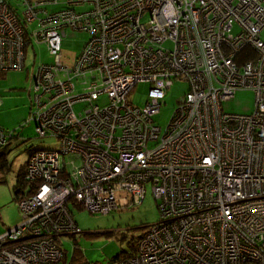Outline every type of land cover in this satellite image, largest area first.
Returning <instances> with one entry per match:
<instances>
[{
  "label": "built area",
  "instance_id": "obj_1",
  "mask_svg": "<svg viewBox=\"0 0 264 264\" xmlns=\"http://www.w3.org/2000/svg\"><path fill=\"white\" fill-rule=\"evenodd\" d=\"M68 29L90 35L80 53ZM263 34L264 0H0V72L46 46L29 123L61 142L31 150L0 264H67L64 238L102 230L85 216L124 215L147 184L160 218L111 264H264ZM179 80L190 89L164 131L155 117ZM240 90L254 111L225 112ZM13 135L0 129V149Z\"/></svg>",
  "mask_w": 264,
  "mask_h": 264
},
{
  "label": "rangeland",
  "instance_id": "obj_2",
  "mask_svg": "<svg viewBox=\"0 0 264 264\" xmlns=\"http://www.w3.org/2000/svg\"><path fill=\"white\" fill-rule=\"evenodd\" d=\"M38 24L33 28L37 29ZM264 38V34H263ZM90 35L86 32L67 30L63 47L73 52H81ZM168 48H172L167 43ZM52 56L44 44L29 47L26 55V67L23 70L0 72V129L7 133H14L9 145L0 149V155L5 154L0 169V231L16 226L20 219V211L15 195V188L19 185L21 170L26 167L31 150H60L61 142L55 137L40 138L36 134L35 124L30 122L33 105L34 86L37 72L42 64L52 62ZM150 84H138L131 94L135 105H144L148 100ZM190 89L186 81H176L167 91L160 113L155 117L156 123L165 131L179 107L180 101ZM103 102V101H101ZM256 105V94L252 90H240L234 98L223 103L225 112L234 114H251ZM84 104L76 106L79 112ZM1 162V161H0ZM2 166V165H1ZM158 202L153 195L152 185H146L144 202L120 216H85V227L95 229L101 226L102 235H78L76 238H64L63 248L67 255V262L71 261L76 240L82 251V261L91 264H111L112 259L122 250H127L125 241L120 240L122 232L131 236H140L143 227L156 223L160 218ZM111 232L112 235L106 232ZM76 239V240H75Z\"/></svg>",
  "mask_w": 264,
  "mask_h": 264
},
{
  "label": "trees",
  "instance_id": "obj_3",
  "mask_svg": "<svg viewBox=\"0 0 264 264\" xmlns=\"http://www.w3.org/2000/svg\"><path fill=\"white\" fill-rule=\"evenodd\" d=\"M13 138H14V135H13ZM4 157H5V154L2 153L0 155V161H1L0 162V169L5 168L4 163L2 164V160L4 159ZM24 170H25V167L21 170V176L19 177V185H18V187L15 188V195H16L15 199L16 200H17V197L19 196L21 189H23L25 187V183L22 180ZM146 228L147 227L142 228L143 232L140 236H131L130 237V235L126 234V232L120 233V234H122L120 237V240L125 241L126 245L128 246V249L127 250L124 249L119 254H117L114 257V259H112V263H116L118 261H122V260H125L128 258H131V257H135L137 255L138 247H139V241L146 234V231H147ZM106 233L109 235L110 234L112 235V233L109 231ZM102 234H103L102 232L85 233V235H92V236H99ZM72 238H76V237H72ZM64 253H65V261L67 264H91V263L87 262L86 259H85V263L82 261L83 260L82 259V251H81V248L79 247L77 240H76V246H75L74 254H73L71 261L67 262L68 260H66L67 259L66 252L64 251Z\"/></svg>",
  "mask_w": 264,
  "mask_h": 264
},
{
  "label": "crops",
  "instance_id": "obj_4",
  "mask_svg": "<svg viewBox=\"0 0 264 264\" xmlns=\"http://www.w3.org/2000/svg\"><path fill=\"white\" fill-rule=\"evenodd\" d=\"M36 45H37V44L35 43V44H33V46H30V47H32V48H33V47H36ZM38 45H41V44H38Z\"/></svg>",
  "mask_w": 264,
  "mask_h": 264
}]
</instances>
